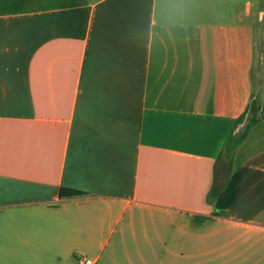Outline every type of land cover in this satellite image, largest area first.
<instances>
[{
    "label": "crops",
    "instance_id": "obj_1",
    "mask_svg": "<svg viewBox=\"0 0 264 264\" xmlns=\"http://www.w3.org/2000/svg\"><path fill=\"white\" fill-rule=\"evenodd\" d=\"M78 257L264 264V0H0V264Z\"/></svg>",
    "mask_w": 264,
    "mask_h": 264
},
{
    "label": "trees",
    "instance_id": "obj_2",
    "mask_svg": "<svg viewBox=\"0 0 264 264\" xmlns=\"http://www.w3.org/2000/svg\"><path fill=\"white\" fill-rule=\"evenodd\" d=\"M260 109L261 104L259 98L254 96L246 111L237 119L233 130L229 134L218 156L216 162L217 172L215 174V185H213V189L209 195V201H212L224 189L232 171L233 156L235 151L243 143L252 126L259 121ZM244 122L246 123L242 129L238 133H235L236 128ZM79 195H82V192L69 189L60 190V196L62 197Z\"/></svg>",
    "mask_w": 264,
    "mask_h": 264
},
{
    "label": "built area",
    "instance_id": "obj_3",
    "mask_svg": "<svg viewBox=\"0 0 264 264\" xmlns=\"http://www.w3.org/2000/svg\"><path fill=\"white\" fill-rule=\"evenodd\" d=\"M77 262L79 264H94L93 260L85 258V257H78Z\"/></svg>",
    "mask_w": 264,
    "mask_h": 264
}]
</instances>
